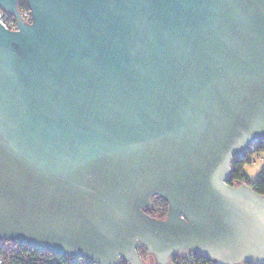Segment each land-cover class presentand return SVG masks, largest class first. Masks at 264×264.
Masks as SVG:
<instances>
[{"label":"water","instance_id":"1","mask_svg":"<svg viewBox=\"0 0 264 264\" xmlns=\"http://www.w3.org/2000/svg\"><path fill=\"white\" fill-rule=\"evenodd\" d=\"M0 0V240L96 264H264V0ZM158 196L165 218L145 213Z\"/></svg>","mask_w":264,"mask_h":264},{"label":"trees","instance_id":"2","mask_svg":"<svg viewBox=\"0 0 264 264\" xmlns=\"http://www.w3.org/2000/svg\"><path fill=\"white\" fill-rule=\"evenodd\" d=\"M20 2L23 8H27L22 0H20ZM252 147V151L245 152L241 158H233L227 183L231 186L247 183L255 192L264 195V170L260 172L254 182H250L244 172L245 165L252 162L250 158H248V155L253 153L264 155V140L256 141L253 143ZM151 202L152 206L146 208L144 210L145 213L155 218H165L167 214V203L165 200L155 196L151 199ZM0 255L4 259L11 260L12 264H71L70 258L51 253L46 249L36 250L18 243L11 245L3 240H0ZM139 255L144 257L146 255V250L144 248L139 249ZM192 257L197 264H214L198 254H192Z\"/></svg>","mask_w":264,"mask_h":264},{"label":"built area","instance_id":"3","mask_svg":"<svg viewBox=\"0 0 264 264\" xmlns=\"http://www.w3.org/2000/svg\"><path fill=\"white\" fill-rule=\"evenodd\" d=\"M19 11L22 16V19L26 22H30L31 16L30 12L27 8H23L21 4L19 5ZM0 22L2 25L8 29L15 30L16 29V20L15 18L8 14L7 12L0 9ZM253 147L248 151H252ZM9 244L14 245L17 244V242L14 241H7ZM71 264H96L88 259L84 258H70ZM0 264H12L11 260L4 259L0 255ZM120 264H127L125 261H121ZM170 264H195V260L192 257V254H188L185 256H177L173 255L170 257Z\"/></svg>","mask_w":264,"mask_h":264},{"label":"rangeland","instance_id":"4","mask_svg":"<svg viewBox=\"0 0 264 264\" xmlns=\"http://www.w3.org/2000/svg\"><path fill=\"white\" fill-rule=\"evenodd\" d=\"M248 158L252 161L251 163H247L244 167V172L250 182H254L257 177L259 176L260 172L264 170V155L259 153H253L251 155H248ZM152 199V198H151ZM150 256L146 253V255L143 257L145 260V264H156L153 257H150V259L147 261V259ZM170 264V262H169ZM195 264H197L195 262Z\"/></svg>","mask_w":264,"mask_h":264},{"label":"crops","instance_id":"5","mask_svg":"<svg viewBox=\"0 0 264 264\" xmlns=\"http://www.w3.org/2000/svg\"><path fill=\"white\" fill-rule=\"evenodd\" d=\"M150 259V257L147 259V261ZM150 264H152V263H150Z\"/></svg>","mask_w":264,"mask_h":264}]
</instances>
